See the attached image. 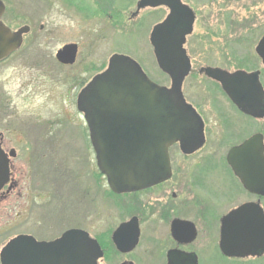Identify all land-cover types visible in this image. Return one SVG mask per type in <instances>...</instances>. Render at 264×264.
<instances>
[{
  "label": "water",
  "instance_id": "water-1",
  "mask_svg": "<svg viewBox=\"0 0 264 264\" xmlns=\"http://www.w3.org/2000/svg\"><path fill=\"white\" fill-rule=\"evenodd\" d=\"M168 9L165 19L156 24L149 43L156 65L170 80V86L152 82L141 67L129 57L113 55L107 68L96 75L80 92L77 109L84 115L90 141L100 172L114 194H128L153 187L170 177L168 148L179 143L182 152L191 153L203 146L200 118L186 104L182 85L191 72V62L184 48L193 32L195 14L181 0H139L133 16L143 9ZM3 10L0 0V12ZM23 28L11 34L0 26V59L18 50ZM77 46L60 49L57 59L64 65L75 60ZM255 53L264 68V37ZM203 74L220 84L223 92L244 114L264 117L263 89L258 72L236 71L231 74L219 68L203 67ZM245 84V91L241 87ZM227 162L246 190L264 197V145L255 135L227 155ZM9 179L8 160L0 149V191ZM248 222L237 225L240 219ZM241 221V220H240ZM135 219L122 225L114 241L123 240L124 231L132 228ZM219 250L225 258H259L264 255V213L248 204L224 216L220 221ZM129 252L137 245L138 230L133 231ZM172 235L179 239L177 228ZM132 236V235H131ZM193 239L189 236L186 241ZM100 257L97 243L87 234L70 230L52 242H37L20 235L6 243L0 251V264H96ZM168 264H197L194 254L172 251Z\"/></svg>",
  "mask_w": 264,
  "mask_h": 264
},
{
  "label": "flooded vegetation",
  "instance_id": "flooded-vegetation-1",
  "mask_svg": "<svg viewBox=\"0 0 264 264\" xmlns=\"http://www.w3.org/2000/svg\"><path fill=\"white\" fill-rule=\"evenodd\" d=\"M1 2L3 10L0 12V26L7 29L11 34L17 33L23 28H27V33L21 36V45L17 51L0 59V78H2L0 79V149L8 160L9 168L8 183L0 193V203L2 202V198L10 197L16 188L21 186L20 190L25 193V197H23L25 201L31 200V196L25 187L27 181L25 174L24 180H21L24 182H20V179L23 177L21 170L26 166L30 168L33 166L34 178L32 184L37 188V193L39 192V199L54 192L57 194L56 182L60 180H52L46 184V178L50 172H53L51 174L54 175V173L61 170L70 172L71 182L78 185L81 188L83 198L86 197L88 199V208L81 214H78L80 220L68 226L70 228H67L60 236L54 239L39 240L34 237L37 242H52L59 239L67 231L77 230L87 234L91 240L97 243L100 257L97 259L96 264H139L137 257L135 258V253L141 243L146 245V249L143 252V262L141 261L142 263L140 264H168L169 254L172 251L183 254H194L197 264H202L201 255L202 251L204 253L205 247L201 250V235L205 237V240L207 237L210 240L206 245L208 246V250L214 249L216 252H220V221L224 216L248 204L257 205L264 213V197L252 194L246 190L227 162V155L233 148L240 146L255 135L262 136L264 145V117L253 118L250 115L242 113L223 92L220 84L212 80L210 81L219 87L238 116L242 120H247L259 128L238 144L232 145V141L229 140L228 149L221 163L232 183V190L228 195L229 201L235 198V192H239L242 202L220 215L218 223V213L216 216L213 210L215 206L217 207L216 204L213 205L216 203L214 200L216 197L204 190L206 183L205 176L212 174L211 172L214 170L215 163L213 161L215 159L200 156L202 150L207 146L210 132L207 131L206 122L203 117L185 98L186 104L194 110L201 120L203 146L191 153H184L179 143L171 145L168 148L170 177L166 181L145 190L129 194H114L108 187L106 177L98 168L90 141L88 125L84 115L77 109V98L80 92L96 75L107 68L108 62L106 66L99 67L92 77H88L86 68L81 65L77 66L80 52L79 45L76 43H70L77 46V52L74 62L68 65L60 63L57 59V53L63 46L54 53L52 58H49L45 53H41V51H25V47L27 48L36 42L37 35L30 34V27H35L36 25V22L32 23L35 19H30L28 22L23 19L21 27L12 29L11 21H13V16H17L18 18V16L22 17V15L26 16L27 14L23 10L18 12V10L10 9L5 0H1ZM136 6L137 2L135 4V11ZM166 10L168 14L169 11L168 9ZM135 11L130 14V20L135 19L139 15L133 16ZM39 27L41 30L42 26L40 25ZM113 55L119 54L114 53ZM258 60L260 61L259 58ZM9 63L17 64L16 70H21L19 72L29 71L32 75L40 73L39 78L36 77L34 79V77L29 76L31 80L29 83H24V86L16 90L15 88L7 89L8 79L4 77V74L8 70L7 65ZM236 71L243 70L227 72L233 74ZM244 72L248 74L259 73L258 81L263 89L264 96L261 71ZM40 78L51 81L59 79L60 83L67 86L65 95H62L61 99L55 103V100L51 99L52 95L50 93L52 90L49 89L50 93H48L45 90L44 84H40ZM244 86L245 84L241 87L237 86V88L243 87L242 90L245 91ZM27 91H29V94ZM220 119L215 121V124H213L214 128H210V130L213 129V133L221 132L219 127L223 125L225 129H233L234 126L230 124L228 117L220 116ZM217 141L220 142L221 139L217 138ZM176 151L178 154L175 153ZM90 154L93 156L92 165H90ZM19 157H21L22 161H19ZM177 157L181 159L176 162ZM106 199L114 202V204L119 201L126 202L125 200H130L128 201L131 206L130 211L129 213L126 212L130 216L124 217L125 219L123 218L124 220L122 219L118 223L106 224L105 219H114L118 214L114 213L109 217L105 216ZM41 205L42 203H39L36 206L39 209ZM83 213L84 216H82ZM132 219H135V224H133L132 228L130 226L124 231V234L120 237L123 239L122 241L119 239L115 242L114 235L117 230ZM240 220L237 222V225L248 222V218L246 217ZM135 227L139 234L137 245L129 252H122L120 249L128 246L129 240L133 237ZM173 227L177 228L179 239L173 237ZM103 228H106V230ZM189 236H193V239L186 241ZM220 255L225 258L221 252ZM226 259L242 260L240 258ZM246 259L258 258L249 257ZM34 263L39 264L40 260H35Z\"/></svg>",
  "mask_w": 264,
  "mask_h": 264
},
{
  "label": "rangeland",
  "instance_id": "rangeland-1",
  "mask_svg": "<svg viewBox=\"0 0 264 264\" xmlns=\"http://www.w3.org/2000/svg\"><path fill=\"white\" fill-rule=\"evenodd\" d=\"M136 2L138 0H5L10 9L18 12L23 10L27 14L18 18L13 16L12 29L21 27L23 19L27 22L35 19L32 23L36 22V25L30 27V34L37 35L36 42L23 50L41 51L52 58L62 46L76 43L80 52L77 66L85 67L88 77H92L99 67L106 66L109 57L114 53L126 55L137 62L154 83L169 87L170 81L159 71L149 43L152 28L164 19L167 10L145 9L135 19L130 20ZM181 2L189 6L195 14L193 32L187 38L185 46L192 70L183 83L182 94L203 117L207 131L210 132L207 146L200 156L215 159L214 170L210 174L212 176L209 177L208 174L205 176L204 190L216 197L214 199L216 203L213 205L216 204L217 207L215 206L213 210L216 216L218 213L219 223L220 215L242 202L239 192H235V198L229 201L228 195L232 190V183L227 171L221 166L229 140L232 141V145L238 144L252 135L258 126L242 120L219 87L199 75L198 70L203 67L220 68L228 72L260 70L264 87V68L255 54L256 44L264 37V0H181ZM16 66L18 65L14 63L7 65L8 70L4 74L8 79L7 89L16 90L24 86V83L30 82L29 76L34 79L39 78L40 73L32 75L29 71L19 72L21 70L17 71ZM39 80L48 93H50L49 89L52 90L51 99H54L55 103L65 95L67 86L60 83L59 79L51 81L40 78ZM27 93L29 94V91ZM220 116L228 117L230 124L234 126L232 130L225 129L224 125L219 127L221 132L213 133V129L210 130L214 128L213 124L220 119ZM217 138L221 141L218 142ZM175 153L178 154L177 151ZM180 159L177 157L176 162ZM19 161H22L21 157ZM92 164L93 156L90 154V165ZM32 170L33 166L23 168L21 170L23 177L20 179L22 182L25 174L27 181L24 186L31 200L26 202L23 198L25 193L20 190L22 186L17 187L10 197L2 198L0 250L11 238L18 235L26 234L39 240L54 239L70 228L68 226L80 220L78 214L88 208V199L83 198L81 188L71 182L70 172L65 170L54 175L50 172L46 178V184L52 180H60L56 182L57 194L54 192L39 199V192L37 193V188L32 184L34 178ZM49 196L51 199L48 198ZM125 201L114 204L106 199L105 216L118 213L114 219H105L106 224L118 223L124 217L130 216L127 215L131 207L128 203L130 200ZM29 202L31 204H27ZM39 203L42 205L38 209L36 205ZM209 241L208 237L205 240L201 235V250L205 247L201 255L202 264H264V256L241 261L223 258L219 251L208 250L206 245ZM145 249L146 245L141 243L136 250L135 258L137 257L139 264L143 262Z\"/></svg>",
  "mask_w": 264,
  "mask_h": 264
}]
</instances>
